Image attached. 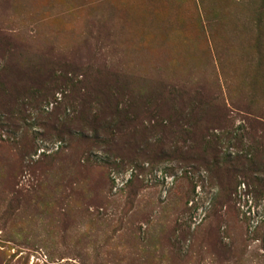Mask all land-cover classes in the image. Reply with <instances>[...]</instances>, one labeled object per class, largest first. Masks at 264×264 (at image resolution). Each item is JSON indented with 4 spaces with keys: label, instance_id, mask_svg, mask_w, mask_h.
<instances>
[{
    "label": "rangeland",
    "instance_id": "374dc122",
    "mask_svg": "<svg viewBox=\"0 0 264 264\" xmlns=\"http://www.w3.org/2000/svg\"><path fill=\"white\" fill-rule=\"evenodd\" d=\"M0 264H264V0H0Z\"/></svg>",
    "mask_w": 264,
    "mask_h": 264
}]
</instances>
